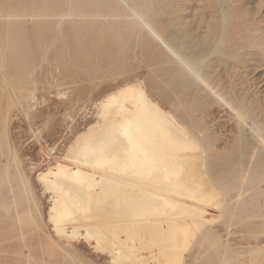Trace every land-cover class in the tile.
<instances>
[{"label":"bare ground","instance_id":"1","mask_svg":"<svg viewBox=\"0 0 264 264\" xmlns=\"http://www.w3.org/2000/svg\"><path fill=\"white\" fill-rule=\"evenodd\" d=\"M35 1V5H27H33L35 9L38 0ZM51 1L53 12L44 14V20L42 23L39 21L37 28L57 21V25H61L58 28L60 32L63 29L72 32L73 36L78 33L80 37L93 34L95 41L92 38L91 46L96 53H108L110 58L107 63L112 66L114 63L125 65L129 53L135 52L132 46L139 48L138 53L142 56L149 53L150 65L155 66L151 68L154 70L150 76L157 82L152 79L147 81L158 83L157 93L163 89L160 96L167 90L171 96L165 97L160 104L150 97L141 81L127 82L100 101L99 107L111 109V113L102 121L98 131L85 135L74 149L56 156L52 166L37 174V180L51 193L49 220L62 215L67 217V222L58 225L61 227L58 228L59 235L70 238L83 235L80 233L83 228L90 234L86 235V239L94 238L112 260L124 259L128 264H194L198 256L199 260L206 258L208 248L204 247L206 251L203 250L206 256L201 251L203 255L197 253L199 255L194 261L187 260L191 256L189 253L197 243L195 249L199 246L203 249L204 242L213 244V247L216 244L213 254L216 258H213L218 260L217 264H240L244 257L249 260L263 258L264 239L255 245L245 244V248L236 247L230 241L238 231L242 234L241 230H233L235 224L241 223L240 220L246 223L243 224L245 232L251 237L264 235V106L251 92L253 82L249 83L252 79L249 75L256 71L253 65L256 62L261 67L257 78L264 82V21L255 18L253 13L243 17L241 10H244L245 3L242 0H199L200 3L205 1L200 7L204 24L195 33L192 32L194 30H184L183 26L187 17L185 13L189 11L187 9H194L197 5L186 6L184 0ZM18 3L15 0H0V23L7 21L17 28L20 22H15V25L14 21L22 18L27 9L26 5L20 7ZM15 4L19 5V9H15ZM35 17L38 16L34 13L28 16L29 20ZM33 23L31 26L38 25L36 21ZM31 26L29 30H34L35 27ZM23 28L29 31L27 26ZM10 31L13 34L16 30L13 31L11 27ZM43 32L41 35L48 37V33ZM15 35H11L14 40ZM18 37V42L25 43L23 37ZM64 37L67 42V34ZM1 40L2 52L4 40ZM16 48H20L19 45ZM11 54L7 59L12 61L11 58H14L15 61V56ZM100 58L95 64L102 67L106 60ZM110 67L105 66L107 69ZM122 105L126 106V111L116 117V109ZM119 135L122 136L121 140H116L115 137ZM106 136H115V140L107 143L103 141ZM110 156L114 170L123 169L132 176L109 175L103 165L106 157ZM14 159L15 153L12 151L5 167L8 174H19V169L11 170L10 161ZM207 160L213 164L209 170L206 167L203 169ZM207 174L229 185L227 192L220 193L209 202H206L204 192L200 190L201 185H205L204 177ZM136 175L150 178L151 182L139 181ZM20 177L24 186L29 188V178L24 174ZM120 185L129 187L131 191L121 199L116 193H109ZM69 200L70 203L74 200L80 202L84 208L88 203L92 210L103 209L114 213L115 217L117 214L116 218L122 221L115 222L117 232L103 226L102 229L100 225L96 227L94 211V222L88 215H85L86 221H77L83 216L72 211V203L67 204ZM201 204L221 206V212L225 209L227 216L222 213L215 217L207 206L202 208ZM245 206L246 215L241 217L237 213V220L234 221L233 210ZM104 215L106 218V213ZM255 218L262 221H250ZM220 226H223L224 233L218 228ZM66 227L71 230L67 231ZM199 228L202 232L198 231ZM122 229L133 236L126 233L122 236ZM120 245H124V249ZM202 259L196 262L200 263Z\"/></svg>","mask_w":264,"mask_h":264},{"label":"rangeland","instance_id":"2","mask_svg":"<svg viewBox=\"0 0 264 264\" xmlns=\"http://www.w3.org/2000/svg\"><path fill=\"white\" fill-rule=\"evenodd\" d=\"M21 1L22 0H15V3L19 2L20 4H18L20 5V7L26 5L27 9L25 10V12H23L24 14L23 16H21L22 18L17 19V21H14L13 24H15V22H20V24L23 26H19L20 24H18V26H16L18 28L17 29L7 21L0 23V31L3 32H0V36H3L1 38H4L6 37V35H8V38L6 37L2 39L4 40L2 48L3 50L1 49L2 52L0 51V53L2 54H0V264H128L124 259H121L123 261L112 260L110 255H108L106 251H103V246H101L100 244H96L94 238L86 239V235L90 234L88 232L86 233L83 228L80 229V233H82L83 235L78 234L76 236H72L71 238L68 235H64L63 237L62 235H59L58 228L60 229L61 227H59L58 225H63L65 222H67L65 221L67 217L65 215H62L63 217L57 216L54 219L49 220L51 193L45 190L43 185L40 184V182L37 180V174L52 166L55 163L56 156H60L63 152L74 149L85 135L93 134L98 131L102 121L110 117L111 113V109L106 110L99 107L100 101L103 98L111 95L117 89L124 86L127 82L141 81L143 84H145L148 94L150 93V97L152 99L154 98V100H157L158 102H161L160 104H162V101L166 99L165 97H171L170 92L169 90H167L166 92L164 91L165 94L162 95L164 97L160 96V94H163L161 93V90L163 89H161L160 87V93H157V91L159 92V88H156V86H158V83H156V85L153 84L154 82H151L155 81L153 77L151 78L152 73H150L152 72V70H154L151 68L155 66H152V64L150 65V60L148 59L149 53L148 55L144 54L142 56L140 52L138 53L139 48L136 49L131 45L132 48L135 49V52L129 53V58H127V61L124 62L125 65H114V63L112 66L111 64L107 63L110 58V56H107L108 53L98 52L99 55L97 58L98 53H96L97 51L95 50V48L91 46V43L95 41L93 34H83V36L80 37L78 33H75L76 35L74 34L73 36L72 32H67L63 29H61L60 32L59 29L61 25L59 26L60 23H58L57 25V21L48 24V26H41L43 28H37L44 20L43 15H48L53 12L54 5L51 0H47V2L45 0L46 3H42L43 0L40 2L38 0L40 4L38 2L37 4L41 7H38L37 5L35 6V9L33 7V5H35L33 4V0ZM242 1L245 3V7L243 8L244 10H241V14L244 13L243 17H246L247 15L251 16V13H253L252 15H254L255 18L262 19L264 21V11L261 10L264 7V1ZM260 1L262 2L263 6H261L262 4L260 3ZM185 2L188 4H186ZM204 2L205 1H202L200 3L199 0H184L186 6L190 5L189 7H193L197 5V7H194V9H187L189 11H186L185 13L187 17L184 20V30H194L192 31L193 33L201 30V26L204 24V20H202L201 14V8ZM30 3L33 4L32 7H30ZM18 4H15V9L16 7H18L17 9H19ZM27 4L30 6H28ZM256 5L258 6L256 7ZM249 9L250 11H248ZM33 13L34 15L42 18L39 20L38 17H35L36 19H30L36 21V23L38 24H35L36 26L33 25L35 27L34 30L32 28L33 26H31L32 24H34V21H30L28 18V16L33 15ZM261 13L263 15H261ZM26 19L30 21V24ZM192 20L194 21L191 23ZM197 23L198 25H196ZM1 25L3 26V28ZM8 26L10 29L12 27L13 31L16 30L14 32L16 34V41L13 39L14 37H11V35H13L14 33H11L10 29H8ZM26 26L28 30L31 26L32 29L30 30L33 31H24L25 28L23 27ZM192 27H194L195 29H191ZM4 29L6 30L4 31ZM43 30L48 33V37L47 35L42 36V33H44ZM23 31L27 33H23ZM7 32L9 34H7ZM20 32L23 33L24 36L26 35V38H24L23 34H21ZM55 34L57 35L56 37H54ZM62 34H64V36H66L67 34V42L65 41L66 38L62 36ZM36 36H38V40H36ZM17 37H23L22 39H24L25 43L22 42L24 43L22 44L21 41L18 42ZM73 37L75 38V40ZM81 38H83L84 40H82ZM10 41L12 42L10 44H17L20 48H16L17 45L15 47V45L13 44L11 46L15 48V51L11 50L12 47H10V44L8 43ZM69 41L70 43H68ZM82 41H84L85 45L82 43ZM88 42L90 44H88ZM0 43L2 44V42ZM1 44L0 47L2 46ZM75 44L78 45L75 46ZM81 44L82 46H84V49L81 48ZM93 44L95 46V43ZM9 51H13L15 55L11 54V52ZM8 54L15 56V61L13 60L14 58H11L12 61H10V59H7V57H11L10 55L8 56ZM99 58L101 60H106V63L101 64L102 67H99L100 65L96 66L95 64V61L99 60ZM138 59H142L140 60L142 63ZM7 61L10 62L8 63ZM148 64L149 66H147ZM119 65H122L120 66L122 68H120ZM253 65L255 66L254 68H256V71L254 70L255 72L249 75L251 76L249 78H252L249 83L252 84L253 82V84L251 85V92H254V96L256 95L255 98L258 99L260 103H263L264 106V94H262L264 93V82L260 81L261 78H257L260 75L261 67H258L257 62ZM105 66L111 67L110 69H107L105 68ZM113 67H118L119 69H114ZM146 71H149V73H147ZM146 74L149 76L147 77ZM150 79L152 80L147 81ZM150 83L153 84L152 87L150 86L152 85ZM153 89L154 91L151 92ZM165 106L169 107L168 104H165ZM124 111H126V106H119V108L116 109L115 116L117 117V115H120ZM121 135L114 137L116 138V140H121L120 137L123 136ZM114 137L106 136V139L104 138L103 141L105 140V142L107 143L111 141L113 142L115 140ZM12 151L15 153V159L13 161H10V167L12 165V171H14V168H17L19 170L21 169L20 171L18 170L19 174H16V172L9 174L6 173L5 167L9 163V155ZM112 159L113 158H111V156L106 157V163H104L103 165L104 168L108 170L107 173L109 175L128 177L131 175L123 169L119 171L114 170L115 168ZM103 161L104 160H102V163ZM207 162H209L210 164ZM207 162H204L206 165H203V169L204 167H206L209 170L211 167L210 165L213 164L209 160H207ZM23 174L29 178L30 189L25 187L23 181L21 180L20 176ZM136 176L139 181L151 182L150 178H145L142 175ZM211 181L214 183H212ZM217 181V178L214 179V177H209L208 174L205 175V185L202 184L200 190L204 192L203 198H205L206 202L212 201L214 197L221 195L222 193H224V191H228V184L219 182L220 179L218 182ZM109 193H116L117 197L121 199L124 198V196L128 195V193H131V191L129 187L120 185L115 186V188L111 189ZM70 201L71 200H69L67 204L72 203V211L75 210L77 211L76 214L78 216L80 215V213V216H83L80 220L77 221H86L85 215H88V218H90L92 222H94L93 220L97 218L94 222V225L96 227H98L97 225H100V228L102 229L104 227V229H112L110 231L114 232L116 230L117 232L118 229L114 228L115 222L121 221V218H116L118 216L117 214L115 217L114 213L107 212L103 209L96 208V210H92L91 208L93 207L89 205L87 206L88 203H86V207L84 208L80 202L77 203L78 201L74 200L70 203ZM79 206H81V209L79 208ZM206 206V204H201L202 208H205ZM249 207L250 206H247V208ZM207 208L215 217L221 216L222 213L224 214L227 212L224 211L225 209L223 210V212H221V209L223 208L215 204L208 205ZM245 209L246 206L245 208L241 207L238 208V210H233L234 212L232 215H234V217H232L234 221L237 220V213H240L238 214V216L240 215L241 217L246 215ZM71 213L73 216L77 217L76 214L74 215L73 212ZM93 213L94 219L92 220ZM105 213L106 218L104 217ZM109 213L112 217L109 216ZM109 217L112 219L110 220ZM61 219H63L64 221H62ZM102 219H104L103 222ZM114 219L115 221H112ZM98 220L101 222H98L97 224L96 221ZM107 221L109 223H107ZM250 221L260 222L262 221V219L255 218L253 220L251 219ZM240 222L241 223L235 224V226H233V230H241L242 234L238 231L235 237L231 238L230 243H235L234 246L236 247L245 248V244L249 243V245H255L258 243V241H263V234H261L263 235V238L261 235L255 238L251 237V234L245 232L244 225L246 223H243L242 220H240ZM218 228H220L221 232H225L223 226H220ZM66 230L70 231L71 228L66 227ZM198 231L202 232V229L199 228ZM123 233L130 234L125 230H123L121 234L122 236H124ZM246 235H248V237ZM129 236L131 237L133 236V234H130ZM204 243L205 245L202 242L204 246L200 244L201 246H203V249H201L200 246L199 248L195 249V246L198 247V243L197 245L193 244V250H191L190 253L188 252L191 256L186 254L187 257H190L187 260L194 261V258L199 255L197 253L201 251L203 252V250H205L207 247V256L204 254L206 250L203 252L206 258H201L202 262L198 263L196 262L197 260H199L198 256V258L195 259L194 264H205L206 262V264H217L218 260L214 259L216 258V256L214 257V249H216V244H214L215 246L213 247V244L211 245L210 243ZM124 247V245H120L121 249H124ZM194 249L196 252L194 251ZM202 252L200 256L203 255ZM209 252L213 253L209 255ZM211 255H213L212 258ZM121 258H124V256L121 255ZM261 258H255V261L254 259L249 260V258L244 257L242 259L243 261H241L240 264H264V257L262 259Z\"/></svg>","mask_w":264,"mask_h":264}]
</instances>
